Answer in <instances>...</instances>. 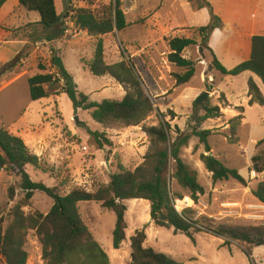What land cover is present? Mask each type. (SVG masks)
Here are the masks:
<instances>
[{
    "label": "rangeland",
    "instance_id": "1",
    "mask_svg": "<svg viewBox=\"0 0 264 264\" xmlns=\"http://www.w3.org/2000/svg\"><path fill=\"white\" fill-rule=\"evenodd\" d=\"M119 1L129 25L121 30L95 36L75 25L71 17L63 19V34L51 43L43 41L44 32L35 25L39 13L28 11L13 0L0 15V39L3 52L0 61V127L3 125L20 135L32 152L40 157L42 168L26 167L34 181L56 186L61 194L74 187L95 191L110 181L113 173L123 169L134 170L145 161L151 149V141L144 128L168 121L173 138L176 131L192 134V130L210 129L208 141L211 154L225 165L239 170L246 179L242 184L235 179L214 182L200 159L205 152L204 143L191 135L180 156L195 170L198 181L205 188L198 203L189 192L171 179V189L183 199H174L179 211L191 207L197 215L210 218L215 223L232 225L264 224V203L253 190L264 181V172L252 170L254 155L264 161V107L250 105L248 79L250 72L239 75H223L212 65L213 55L202 47L197 28L205 24L210 15L208 9L198 10L199 0H62L71 8H90L97 17L111 12ZM216 12L229 11L230 0H209ZM229 13V12H227ZM229 29L233 25L229 24ZM230 25V26H229ZM69 29L67 33L65 30ZM175 36L194 38L198 44L183 51L186 58L195 61L196 73L184 84H178L176 73H184L181 67L168 60V40ZM104 43V58L109 64L125 60L139 76L142 86L150 96L154 111L141 124L125 126L120 122L100 123L93 119L92 110L75 109L69 96L58 92L42 100H32L28 79L37 73H56L51 64L52 49L59 50L67 70L73 75L79 92L89 95L90 100H121L128 87L109 75L96 76L89 69L98 40ZM2 51V50H1ZM219 51V50H218ZM219 60L233 68L244 59L228 56L219 51ZM238 61V62H237ZM46 67L41 70L40 66ZM256 80L262 86L261 80ZM62 84V82L60 83ZM210 94L201 106L195 108L197 97L203 92ZM222 107L223 115L202 120L203 104ZM245 112L236 133L232 134V118ZM98 134L100 142L96 139ZM170 173L174 170L171 163ZM19 178L11 170L0 172V211L7 219L16 202L24 197L17 188ZM14 185L16 197L10 200L8 188ZM188 199H191L188 204ZM179 200L184 201L182 204ZM53 201L45 193L36 191L26 211L38 210L46 214ZM126 239L115 249L112 232L116 217L113 211L101 203L81 202L79 210L94 237L108 253L111 264H128L131 261V236L144 229L145 246L165 253L173 259L188 264H264V246L251 247L250 254L240 242L225 244V238L209 232L195 235V241L173 229L157 226L150 215V202L145 199L126 200ZM27 264H46L42 247L34 231L28 235ZM0 264H5L4 260Z\"/></svg>",
    "mask_w": 264,
    "mask_h": 264
},
{
    "label": "trees",
    "instance_id": "2",
    "mask_svg": "<svg viewBox=\"0 0 264 264\" xmlns=\"http://www.w3.org/2000/svg\"><path fill=\"white\" fill-rule=\"evenodd\" d=\"M8 0H0V10ZM193 2L194 0H189ZM21 6L28 11H36L40 20L35 25L40 26L44 32L43 38L52 40L63 34L62 22L64 18L71 17L75 25L89 34L100 36L125 29L129 23L119 1L114 9L101 17H97L90 8H71L63 3V11L58 14L55 0H19ZM197 9L207 8L210 21L199 26L197 30L201 36L202 47H207L213 55L212 65L223 75H239L250 71L257 75L264 84V35H254L251 39L250 57L233 68H227L216 56L208 41L212 32L223 28L221 17L216 14L209 0H199ZM198 42L194 38L175 36L168 40L170 51L168 60L172 64L185 70L176 73L178 84L189 82L196 73L195 61L186 58L183 51ZM59 50L52 49L51 64L56 73H37L28 79L30 97L40 100L58 92L61 88L73 103L75 109L92 110L94 120L105 122H120L125 126H136L146 120L154 111L150 96L142 86V82L133 68L125 61L109 64L104 58V43L100 38L96 44L89 69L93 75H109L118 83L128 89L121 100L103 99L90 100L89 95L79 92L73 75L67 70ZM41 70L46 67L41 65ZM62 82V84H60ZM249 104L264 105V95L251 77L248 79ZM205 114L202 120L220 117L223 115L222 107L203 104ZM240 114L232 118V134L236 133L245 112L243 106H238ZM151 141V149L145 155V161L134 170L121 169L110 176L106 185H101L95 191L82 187H74L66 194H61L56 186H48L41 181H34L27 172L26 167L32 165L42 168L40 157L31 151L24 139L6 127H0V172L11 170L19 178L18 187L24 194L21 201L16 202L6 219L0 211V263L27 264L29 252L27 250L28 235L34 231L42 247V258L46 264H111L108 253L101 246L85 223L79 210L81 202L95 201L102 207L114 212L116 221L112 232V242L115 249L120 248L126 239V200L145 199L150 202V215L159 227L173 229L174 233H181L193 241L200 232H209L225 238V244L240 242L246 246L250 254L251 247L264 246V224L262 225H232L215 223L210 218L197 215L191 207L179 211L174 205V199H183L184 196L176 194L171 189V179L189 192L190 198L198 203L205 188L198 181L195 170L181 158V148L188 144L191 135L199 137L204 143L205 152L211 147L208 137L210 129L197 130L192 134L176 131L173 138L171 125L168 121H161L159 125L144 128ZM96 139L100 142L98 134ZM264 138L259 141L263 143ZM201 161L206 169L212 173L214 182L235 179L246 184V179L238 169L225 165L212 154L202 153ZM252 170L257 173L264 172V161L260 155L252 157ZM174 170L170 173V165ZM17 188L12 185L8 188V197L14 200ZM36 191L45 193L52 199L50 210L44 214L38 210L26 211L25 207L31 205V199ZM253 194L264 203V181H260L253 190ZM147 235L144 229L136 230L131 236V261L128 264H188L177 261L165 253L145 246Z\"/></svg>",
    "mask_w": 264,
    "mask_h": 264
},
{
    "label": "crops",
    "instance_id": "3",
    "mask_svg": "<svg viewBox=\"0 0 264 264\" xmlns=\"http://www.w3.org/2000/svg\"><path fill=\"white\" fill-rule=\"evenodd\" d=\"M10 1L13 0H8L2 6L0 10V15L2 14L3 9H5V7L8 5ZM55 2H56L57 12L58 14H60L64 8L63 2L62 0H55ZM229 6H230L229 11H227L229 13L218 11V15L223 20L224 27L217 28L212 32V34L209 37L208 44L213 49V51L215 52L218 58L221 57L219 53L220 51L223 54L224 58L226 59H228V56L229 57L232 56L237 58L242 57L244 60H246L250 57L252 37L254 35H264V0H230ZM205 9L207 8H202L199 10L204 11ZM228 19L230 22L229 24L233 25V29H229ZM39 20H40V15L39 18H36V21ZM209 21H210V17L205 22V24H207ZM57 40H59V38L52 40H47L43 38V41L46 43L55 42ZM3 47L4 45L2 44V41L0 39V54L3 52ZM11 56L8 58L0 57V61L10 60L12 58ZM245 72H250V71H245ZM250 73L251 74H249V78L252 77L255 80V82L258 84L264 95V90L262 89V86L256 80L257 75H255L252 72ZM249 99L250 97L248 96L247 103L249 102ZM262 106L264 107V105ZM2 127H6V126L3 125Z\"/></svg>",
    "mask_w": 264,
    "mask_h": 264
},
{
    "label": "water",
    "instance_id": "4",
    "mask_svg": "<svg viewBox=\"0 0 264 264\" xmlns=\"http://www.w3.org/2000/svg\"><path fill=\"white\" fill-rule=\"evenodd\" d=\"M209 94H210V93L207 92V91H205V92H203L202 94H200V95L197 97L196 101H195L194 107L197 108V107L201 106L202 103H203V101H204V99H205ZM209 154H211V152H210ZM150 219L152 220V218H150Z\"/></svg>",
    "mask_w": 264,
    "mask_h": 264
},
{
    "label": "bare ground",
    "instance_id": "5",
    "mask_svg": "<svg viewBox=\"0 0 264 264\" xmlns=\"http://www.w3.org/2000/svg\"><path fill=\"white\" fill-rule=\"evenodd\" d=\"M190 200H191V199H188V200H187V201H188V204H189ZM183 202H184V201L179 200V203L182 204Z\"/></svg>",
    "mask_w": 264,
    "mask_h": 264
},
{
    "label": "built area",
    "instance_id": "6",
    "mask_svg": "<svg viewBox=\"0 0 264 264\" xmlns=\"http://www.w3.org/2000/svg\"><path fill=\"white\" fill-rule=\"evenodd\" d=\"M80 29H81V28H80ZM65 31L68 33V32H69V29H66ZM174 205H175V204H174ZM178 210H179V209H178Z\"/></svg>",
    "mask_w": 264,
    "mask_h": 264
}]
</instances>
